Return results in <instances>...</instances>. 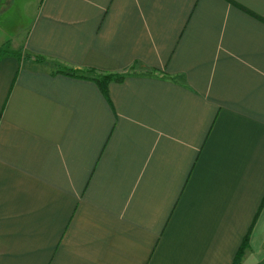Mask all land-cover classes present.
Returning a JSON list of instances; mask_svg holds the SVG:
<instances>
[{"label":"crops","instance_id":"0c3cea01","mask_svg":"<svg viewBox=\"0 0 264 264\" xmlns=\"http://www.w3.org/2000/svg\"><path fill=\"white\" fill-rule=\"evenodd\" d=\"M18 2L0 264H264V0Z\"/></svg>","mask_w":264,"mask_h":264},{"label":"rangeland","instance_id":"374dc122","mask_svg":"<svg viewBox=\"0 0 264 264\" xmlns=\"http://www.w3.org/2000/svg\"><path fill=\"white\" fill-rule=\"evenodd\" d=\"M18 1L19 0L10 4L7 9L0 10V52L5 47H7L5 50L10 51V48L15 46V42H18L17 40L19 37L23 35L21 28H24L27 23H30L29 11L32 8V4L30 2L27 4V2ZM23 15L26 17L24 18ZM131 71L132 73H135L136 71L141 70L138 68H132Z\"/></svg>","mask_w":264,"mask_h":264},{"label":"trees","instance_id":"16d2710c","mask_svg":"<svg viewBox=\"0 0 264 264\" xmlns=\"http://www.w3.org/2000/svg\"><path fill=\"white\" fill-rule=\"evenodd\" d=\"M3 56V52H0V58ZM38 63H42L44 65H48V67H50V69H52L50 71L51 74L55 75V74H65L71 77H76V78H86L90 81H93L98 88L100 89V91L102 92V94L107 97L108 95V86L110 83L113 82H122L125 78L126 75H118V74H99V72H96L95 70H83L82 71H78V70H73V69H68V68H63L60 67L59 65H54L52 63L46 62L42 59L37 58ZM247 241H248V236L245 237L244 242L242 244V246L240 247V251L237 254L236 258H235V262L234 264H237L238 261H240V257L245 249V247L247 246Z\"/></svg>","mask_w":264,"mask_h":264}]
</instances>
